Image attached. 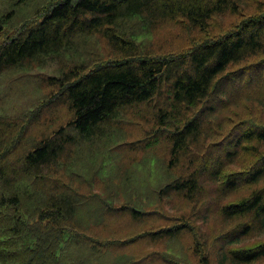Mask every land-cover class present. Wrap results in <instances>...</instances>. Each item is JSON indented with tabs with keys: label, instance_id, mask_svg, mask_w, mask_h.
<instances>
[{
	"label": "rangeland",
	"instance_id": "rangeland-1",
	"mask_svg": "<svg viewBox=\"0 0 264 264\" xmlns=\"http://www.w3.org/2000/svg\"><path fill=\"white\" fill-rule=\"evenodd\" d=\"M55 1L58 0H18L13 4L14 0H0V15L4 18L0 24L13 28L0 34V44L34 25ZM263 8L264 0H240L235 14L225 11L215 15L205 28L194 27L183 16H177L145 25L135 38L147 53L166 59L186 57L194 47L217 40L242 17L254 16ZM10 9L12 14L8 15ZM75 43L74 48L49 56L45 63L32 61L0 75V113L13 119L12 136L17 138L4 139L0 165L7 157L11 161L15 150L17 155L25 153L34 142L53 137L59 129L73 136L76 145L66 147V154L42 171L51 188L60 187L81 200L75 215L78 220L72 225L83 231L82 238L90 235L98 251L104 252L92 263L228 264L220 261L225 239L233 243L234 238H240V249L264 244V230L244 235V218L227 219L221 215L222 206L247 196L255 188L245 185V179L255 162L256 148L262 151L264 144L241 149L234 160L223 162L225 173L220 179L224 183L239 182L235 190L221 194L216 190L221 184L206 178L203 194L193 200L158 193L170 180L169 169L172 177L186 176L205 160L228 155L244 129L264 126V49L230 64L216 80L223 90L216 92V85L206 100L190 111V116L200 113L205 123L197 142L190 144L189 155L175 165L174 159L170 163V145L158 138L166 125L156 119L155 99L152 104L122 109L113 120L115 127L103 135L87 140L77 137L70 125L73 110L56 96L59 88L48 79L60 77L63 69L76 64L90 71L121 55L100 33L77 38ZM217 95L223 97L216 98ZM259 187L264 190V178ZM45 195H39V199ZM107 205L109 212L103 213ZM121 206H132L143 213L132 217L118 208ZM177 226L184 229L176 237L152 235ZM71 254H78L73 245ZM252 264H264V257Z\"/></svg>",
	"mask_w": 264,
	"mask_h": 264
},
{
	"label": "trees",
	"instance_id": "trees-1",
	"mask_svg": "<svg viewBox=\"0 0 264 264\" xmlns=\"http://www.w3.org/2000/svg\"><path fill=\"white\" fill-rule=\"evenodd\" d=\"M14 1L16 4L18 0ZM55 2L34 25L0 44V75L32 61L45 63L49 56L74 48L77 38L100 33L121 58L90 71H84L81 64H76L63 69L60 77L48 79L59 88L56 96L73 110L71 127L77 137L84 140L103 135L115 127L113 120L122 109L152 104L155 99L156 119L166 125L158 138L170 145V163L174 159L175 165L181 157L189 155V146L197 142L205 123L200 113L190 116V111L206 100L217 85L216 80L230 64L264 49V8L254 16L242 17L231 31L217 40L194 47L186 57L166 59V56L147 53L136 41L135 35L145 25L151 26L156 20L165 18L183 16L192 26L205 28L215 15L225 11L235 14L240 0ZM11 9L8 15L12 14ZM2 16L0 21L4 20ZM0 28V34L13 30L1 24ZM223 88L219 83L216 92ZM220 97L223 96L217 95L216 98ZM11 121L13 119L0 113V148L4 139L13 134ZM62 130L55 131L53 137L34 142L25 153L17 155L15 150L11 161L7 157L3 160L4 165H0V264H93V260L100 259L104 253L98 251L90 235L82 238L83 231L72 225L78 220L75 215L81 200L60 187L51 188L46 172L42 171L50 162L64 156L69 146L76 145L73 136ZM256 144H264V126L244 129L236 137L228 155L205 160L186 176L172 177L169 169L170 180L158 189L159 195L174 193L193 200L203 194L206 178L214 184H221L216 186L221 194L235 190L239 182L230 180L224 183L220 179L225 173L223 162H231L241 149L255 148ZM254 156L255 162L247 171L245 185L255 188L247 196L221 209L224 218L246 220L241 230L244 235L264 230V190L259 187L264 178V149L256 148ZM45 193L39 199V195ZM109 208L103 213H108ZM118 208L129 212L132 217L143 213L132 206ZM183 229L171 227L152 235L172 238ZM240 242V238H234L233 243L225 239L220 251L222 263L252 264L264 257V244L240 249ZM72 245L78 254L70 255Z\"/></svg>",
	"mask_w": 264,
	"mask_h": 264
}]
</instances>
